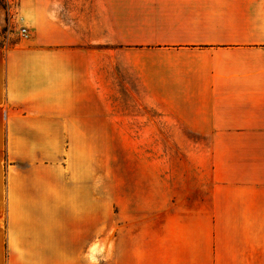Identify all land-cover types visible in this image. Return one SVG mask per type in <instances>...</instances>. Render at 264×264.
I'll return each mask as SVG.
<instances>
[{"label":"crops","instance_id":"1","mask_svg":"<svg viewBox=\"0 0 264 264\" xmlns=\"http://www.w3.org/2000/svg\"><path fill=\"white\" fill-rule=\"evenodd\" d=\"M16 8L26 37L0 49V264H90L68 153L122 137L210 139L211 224L140 264H264V0Z\"/></svg>","mask_w":264,"mask_h":264},{"label":"rangeland","instance_id":"2","mask_svg":"<svg viewBox=\"0 0 264 264\" xmlns=\"http://www.w3.org/2000/svg\"><path fill=\"white\" fill-rule=\"evenodd\" d=\"M16 15L15 2L7 11L0 8V49L26 37ZM68 140L72 147L73 140ZM74 140L75 152L67 158L73 168L67 171L65 189L84 196L86 216L80 230L85 241L90 237V250H85L90 264H114L115 258L131 257L140 264L153 244L172 232L211 224L210 139ZM77 228L73 224L71 230ZM69 252L82 256L79 248Z\"/></svg>","mask_w":264,"mask_h":264},{"label":"trees","instance_id":"3","mask_svg":"<svg viewBox=\"0 0 264 264\" xmlns=\"http://www.w3.org/2000/svg\"><path fill=\"white\" fill-rule=\"evenodd\" d=\"M15 2L17 5V0H0V8H2L4 11H7V9H10V3Z\"/></svg>","mask_w":264,"mask_h":264},{"label":"built area","instance_id":"4","mask_svg":"<svg viewBox=\"0 0 264 264\" xmlns=\"http://www.w3.org/2000/svg\"><path fill=\"white\" fill-rule=\"evenodd\" d=\"M21 33L24 34V33H25V30L22 29V30H21Z\"/></svg>","mask_w":264,"mask_h":264}]
</instances>
